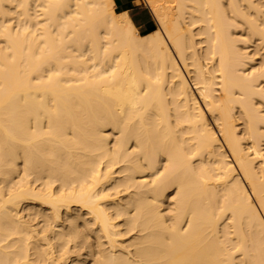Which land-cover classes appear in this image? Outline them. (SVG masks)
Here are the masks:
<instances>
[{
  "label": "bare ground",
  "instance_id": "obj_1",
  "mask_svg": "<svg viewBox=\"0 0 264 264\" xmlns=\"http://www.w3.org/2000/svg\"><path fill=\"white\" fill-rule=\"evenodd\" d=\"M143 1L0 0V264H264V0Z\"/></svg>",
  "mask_w": 264,
  "mask_h": 264
},
{
  "label": "crops",
  "instance_id": "obj_2",
  "mask_svg": "<svg viewBox=\"0 0 264 264\" xmlns=\"http://www.w3.org/2000/svg\"><path fill=\"white\" fill-rule=\"evenodd\" d=\"M117 10L126 9L132 17L137 28H141L143 33L152 30L151 19L143 8L138 7L136 4H131L130 0H113ZM117 2V4H116Z\"/></svg>",
  "mask_w": 264,
  "mask_h": 264
},
{
  "label": "rangeland",
  "instance_id": "obj_3",
  "mask_svg": "<svg viewBox=\"0 0 264 264\" xmlns=\"http://www.w3.org/2000/svg\"><path fill=\"white\" fill-rule=\"evenodd\" d=\"M130 3L134 4V5L136 4L138 7H141V8H143V10L146 11L147 16L151 19V22H152V27H153L152 30L158 27L157 22H156V20H155V18L153 16V14L151 13L150 9L148 8V6L146 5V3L143 0H130ZM138 30H139L140 33H143V30L141 28H138ZM249 50H250V47H249ZM250 53L251 54L253 53V48L252 47H251ZM257 55L260 56V59H259V57H257V58L255 57L254 63L256 65H257V63H260L262 61V57H263L259 53L255 54L254 56H257ZM257 60H258V62H257Z\"/></svg>",
  "mask_w": 264,
  "mask_h": 264
}]
</instances>
